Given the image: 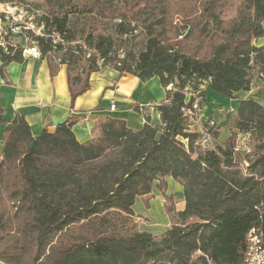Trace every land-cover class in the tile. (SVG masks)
<instances>
[{
  "label": "trees",
  "instance_id": "16d2710c",
  "mask_svg": "<svg viewBox=\"0 0 264 264\" xmlns=\"http://www.w3.org/2000/svg\"><path fill=\"white\" fill-rule=\"evenodd\" d=\"M14 2L32 4L40 32L20 26V40L0 43V74L35 45L51 76L65 66L72 100L105 66L142 81L157 76L165 97L154 104L158 123L136 104L133 110L145 118L141 127L98 117L82 142L72 129L74 117L52 131L44 126L35 138L23 115L4 116L0 99V261L241 264L251 228L261 229L264 244V105L258 95L238 100L221 144L202 147L201 132L189 128L205 102L204 83L229 98L251 90L254 71L264 83V42L256 43L264 36V0ZM216 125L205 132L217 138ZM238 133L248 134V153L237 150ZM166 176L182 186L181 210L166 194ZM153 188L173 220L159 235L138 229L133 210L136 197Z\"/></svg>",
  "mask_w": 264,
  "mask_h": 264
},
{
  "label": "crops",
  "instance_id": "0c3cea01",
  "mask_svg": "<svg viewBox=\"0 0 264 264\" xmlns=\"http://www.w3.org/2000/svg\"><path fill=\"white\" fill-rule=\"evenodd\" d=\"M256 41L257 44H262L264 36ZM23 57L20 62L12 61L4 66L0 74V99L5 109L4 116L12 118L16 112L23 115L34 135L44 126L52 131L55 128L54 122L69 116L75 118L72 129L77 140L81 142L91 138L92 127L98 117L121 118L129 127L136 129L145 122V118L133 110L136 104L148 108L151 123L160 121V115L154 104L165 97V88L157 76L142 81L135 75H120L116 69L105 66L91 74L89 88L72 100L64 65H61L57 73L51 76L45 58ZM262 84V86L253 84L251 90L239 92L237 96L246 93L247 96L242 98H248L254 96L255 91H259L260 97L254 96V98L264 105L262 100L264 83ZM203 88L207 96L209 84L206 83ZM235 108L236 105L231 116ZM207 115V109L202 107L198 112L196 123L202 122ZM197 131L201 130L198 128ZM165 179L168 185L167 192L171 186L175 187L174 192L178 194L175 206L177 210H181L184 206L181 196L182 186L171 176H166Z\"/></svg>",
  "mask_w": 264,
  "mask_h": 264
},
{
  "label": "rangeland",
  "instance_id": "374dc122",
  "mask_svg": "<svg viewBox=\"0 0 264 264\" xmlns=\"http://www.w3.org/2000/svg\"><path fill=\"white\" fill-rule=\"evenodd\" d=\"M14 1L15 0L4 3L0 2V13L3 12L6 15V19H5L6 21L10 20L7 23L0 20V43L3 40H5L6 37H9V39L14 42L20 40V37L17 35L19 33L20 26L35 30L36 33L40 32V28L34 22L37 12L32 6V4L29 3L30 5L28 4L26 6L22 4H17ZM27 1L31 2L32 0H27ZM7 25L12 28L11 35L7 34V28H6ZM252 78L255 82L254 83L255 85H260V86L263 85L262 84L263 82L257 76L256 71L252 72ZM205 85L206 84L204 83L202 86L204 87ZM255 92L254 94H257L258 97H260L259 91H255ZM245 96H247L246 93H241L237 98H232V99H237L236 101H232L226 95H223L209 88L208 95L205 96L206 98L203 104V108L205 107L207 109L208 115L207 117L204 118L202 122L196 123L198 119L197 117L195 119H192L191 126L189 127L190 130H195V129L197 130L198 128L200 130H204L205 126L207 128L210 126H215L217 124L215 131L216 133L219 134V136L215 138L211 135L209 143L210 146L215 144H221V142L223 141L222 139L229 133V129L226 123L228 122L229 117L232 114L234 105L238 103V100L240 98ZM262 100H264V97L262 98ZM210 121H213L214 124H211ZM235 145L237 146V150L244 151L246 153H248L252 147V143L250 142V140L247 139L244 140L243 136H238L236 138ZM1 147L2 146L0 145V151H1ZM167 189H168V185H167ZM167 189H166V194H173L174 204H176L178 194L174 192L175 187L171 186L168 191L169 193L167 192ZM152 192L147 197H143V198L137 197L133 205V210L136 215V222L138 229L150 232L153 235H159L167 228L173 225V220L170 214L165 211L164 206L168 203H166L165 199L162 196V193L156 188H153ZM5 244L6 242L3 241V247L5 246ZM0 264H5V263L3 261H0Z\"/></svg>",
  "mask_w": 264,
  "mask_h": 264
},
{
  "label": "built area",
  "instance_id": "2783aa9c",
  "mask_svg": "<svg viewBox=\"0 0 264 264\" xmlns=\"http://www.w3.org/2000/svg\"><path fill=\"white\" fill-rule=\"evenodd\" d=\"M22 54L23 56H33L35 58H39L41 57V53L39 51V49L37 48V46L35 45H31V46H28L26 48H24L22 50ZM113 107V105H112ZM193 108L196 109L197 108V100H195V102L193 103ZM188 113H190V109L186 110ZM211 124H214L213 121H210ZM201 138H200V145L202 147H209L210 146V143H209V140H210V135H208L206 132H205V128L204 130H201ZM239 136H243L244 140H249V136L248 134H239ZM237 148V146H236ZM254 241V249H253V253H249V256H253V264H261V259H264L262 258V255L260 253V245L262 243V237H261V229L257 227V232H255V238L253 239Z\"/></svg>",
  "mask_w": 264,
  "mask_h": 264
},
{
  "label": "bare ground",
  "instance_id": "6f19581e",
  "mask_svg": "<svg viewBox=\"0 0 264 264\" xmlns=\"http://www.w3.org/2000/svg\"><path fill=\"white\" fill-rule=\"evenodd\" d=\"M255 232H257V228H251L246 235L247 248L241 264H253V256H249V253H253V249H254L253 239L255 238ZM261 237H262V243L260 245V253L262 255V258H264V244H263L262 232H261ZM261 264H264V259H261Z\"/></svg>",
  "mask_w": 264,
  "mask_h": 264
},
{
  "label": "water",
  "instance_id": "95a60500",
  "mask_svg": "<svg viewBox=\"0 0 264 264\" xmlns=\"http://www.w3.org/2000/svg\"><path fill=\"white\" fill-rule=\"evenodd\" d=\"M58 122H54V124H57ZM34 137L36 138L37 137V134H35ZM30 146H32V143H30Z\"/></svg>",
  "mask_w": 264,
  "mask_h": 264
}]
</instances>
